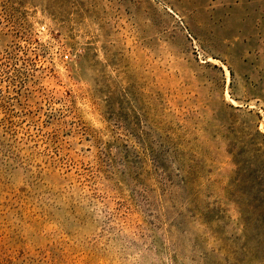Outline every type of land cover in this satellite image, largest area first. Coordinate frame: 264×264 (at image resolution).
Returning a JSON list of instances; mask_svg holds the SVG:
<instances>
[{"label":"rangeland","instance_id":"374dc122","mask_svg":"<svg viewBox=\"0 0 264 264\" xmlns=\"http://www.w3.org/2000/svg\"><path fill=\"white\" fill-rule=\"evenodd\" d=\"M0 264H264V0H0Z\"/></svg>","mask_w":264,"mask_h":264}]
</instances>
